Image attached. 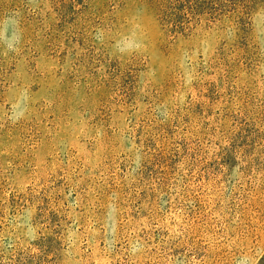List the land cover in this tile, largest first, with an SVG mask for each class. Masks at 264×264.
I'll return each mask as SVG.
<instances>
[{
    "label": "rangeland",
    "instance_id": "obj_1",
    "mask_svg": "<svg viewBox=\"0 0 264 264\" xmlns=\"http://www.w3.org/2000/svg\"><path fill=\"white\" fill-rule=\"evenodd\" d=\"M0 264H264V0H0Z\"/></svg>",
    "mask_w": 264,
    "mask_h": 264
}]
</instances>
